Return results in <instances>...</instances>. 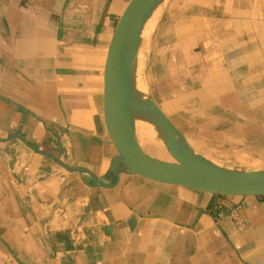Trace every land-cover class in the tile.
<instances>
[{"label":"crops","instance_id":"1","mask_svg":"<svg viewBox=\"0 0 264 264\" xmlns=\"http://www.w3.org/2000/svg\"><path fill=\"white\" fill-rule=\"evenodd\" d=\"M128 1L0 0V264H264L262 198L237 229L211 194L124 172L90 187L14 136L111 182L103 68ZM147 43L155 100L192 148L264 168V0H166Z\"/></svg>","mask_w":264,"mask_h":264},{"label":"water","instance_id":"2","mask_svg":"<svg viewBox=\"0 0 264 264\" xmlns=\"http://www.w3.org/2000/svg\"><path fill=\"white\" fill-rule=\"evenodd\" d=\"M163 1L129 0L110 37L103 68V123L116 150L108 169L110 183L98 179L87 168L69 166L60 160L59 155L35 148L21 135L14 136L30 150L52 159L65 171L85 175L90 187H113L118 182L119 173L124 172L151 182L211 195L264 196V168L228 167L202 156L192 148L154 98L147 93L137 96L133 81L137 74L142 33L148 19L159 10ZM133 109L153 119L155 128L163 134L165 150L172 162L153 158L143 151L133 125Z\"/></svg>","mask_w":264,"mask_h":264},{"label":"bare ground","instance_id":"3","mask_svg":"<svg viewBox=\"0 0 264 264\" xmlns=\"http://www.w3.org/2000/svg\"><path fill=\"white\" fill-rule=\"evenodd\" d=\"M165 1H163L162 3L159 4V10L155 11L152 14V16L148 19V21L144 27L143 33H142V39H144V37H146V34H148V32H150L153 29V27L156 23L158 14H159L160 10L162 9ZM141 52H142V43H141L140 49L138 51V64L140 62ZM140 84L141 83H140V79L138 78V68H137V74L135 76V80L133 81V87L136 89V91L138 93V95H137L138 97L141 96V94L145 95V93H146L144 91V88L141 87ZM143 98H144V96H143ZM140 99H141V97H140ZM132 118H133L134 129L136 131V134H137V137H138V140L140 143L144 144L145 146L148 145L153 150H157V151L158 150L161 151L162 149L165 148L164 141H163V139H164L163 134L160 133L155 128L154 121L151 117H149L148 115H144L138 109H133L132 110Z\"/></svg>","mask_w":264,"mask_h":264},{"label":"rangeland","instance_id":"4","mask_svg":"<svg viewBox=\"0 0 264 264\" xmlns=\"http://www.w3.org/2000/svg\"><path fill=\"white\" fill-rule=\"evenodd\" d=\"M158 16H159V14H158ZM116 22H115V24H116ZM153 29H154V27H153ZM153 29L150 32H148V34H146V37H144V39H142V42H141L142 43V52H141L140 62L138 64V78L140 79V83H141L140 85H141V87L144 88V91L147 93V95H149L150 97H152V98L155 99L156 98L155 97V93L152 90L153 88L151 87V82H150V79L148 77L147 69H146V66H145V60H146V55H145L146 52H145V49L148 47L147 41L149 39V36L152 34ZM140 146H141V148L143 149V151L146 154H148L149 156H151L153 158H156V159H159V160H162V161H167V162H172L173 161L172 158L170 157V155L168 154V152L165 150V148L162 149L161 151H159V150L157 151V150H153L148 145L145 146L142 143H140Z\"/></svg>","mask_w":264,"mask_h":264},{"label":"built area","instance_id":"5","mask_svg":"<svg viewBox=\"0 0 264 264\" xmlns=\"http://www.w3.org/2000/svg\"><path fill=\"white\" fill-rule=\"evenodd\" d=\"M244 198L239 197V200L235 204L229 206L225 205L221 200H218L215 206L209 210V213L215 220L227 216L237 229H241L246 225V221L240 216V210L245 205ZM262 199L264 200V196Z\"/></svg>","mask_w":264,"mask_h":264},{"label":"trees","instance_id":"6","mask_svg":"<svg viewBox=\"0 0 264 264\" xmlns=\"http://www.w3.org/2000/svg\"><path fill=\"white\" fill-rule=\"evenodd\" d=\"M225 197L226 196L212 195L211 196V200H210V202L208 204V210H210L212 207H214L218 200L222 201V199H224ZM260 198H263V196L260 197Z\"/></svg>","mask_w":264,"mask_h":264}]
</instances>
